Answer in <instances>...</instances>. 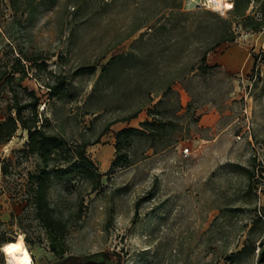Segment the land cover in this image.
I'll return each mask as SVG.
<instances>
[{
  "label": "rangeland",
  "instance_id": "rangeland-1",
  "mask_svg": "<svg viewBox=\"0 0 264 264\" xmlns=\"http://www.w3.org/2000/svg\"><path fill=\"white\" fill-rule=\"evenodd\" d=\"M235 1L0 0V121L15 116L17 99L29 101L25 87L35 91L48 133L72 149L100 138L87 155L103 176L95 193L78 177L53 182L50 202L70 220L66 254L55 256L32 204L42 164L19 129L0 146V249L23 237L33 264L96 255L111 264H258V248L238 252L264 208V29H243ZM261 13L253 0L245 15ZM225 20L239 37L208 55L217 67L203 74L201 56ZM18 58L27 77L13 73ZM59 75L66 93L49 97ZM151 121L164 133L136 136L130 162L110 170L115 134ZM255 231L257 247L264 232Z\"/></svg>",
  "mask_w": 264,
  "mask_h": 264
},
{
  "label": "trees",
  "instance_id": "trees-1",
  "mask_svg": "<svg viewBox=\"0 0 264 264\" xmlns=\"http://www.w3.org/2000/svg\"><path fill=\"white\" fill-rule=\"evenodd\" d=\"M262 1V13L259 18L246 16V11L253 3V0H236L233 4L232 14L236 19H240V26L255 33H259L264 29V0ZM232 21H223V27L218 33V38L203 52L199 69L201 73L208 74L210 69L217 66L208 65V55L220 47L224 43H233L238 39V33L232 28ZM258 58L255 59L253 71L257 65ZM34 64L37 61H42L38 68L46 70L47 64L41 56H37L33 60ZM14 75L20 74L27 77V67L22 63V58L16 59L13 64ZM55 84L47 85L48 96L60 98L66 93L67 78L63 75L56 77ZM28 94L29 101L20 103L17 99L14 105L15 116L11 113L2 121H0V146L11 141L19 129L27 134L26 151L30 155L36 156L42 164L38 172L31 176L32 180V204L36 214V219L45 230L49 239L51 252L61 258L66 254L65 241L70 230V220L64 219L56 214L55 208L49 199V190L54 181H71L74 178L85 179L90 182L91 192H97L102 185V175L98 172L94 162L87 155V148L91 145L100 143V138L94 144L82 143L72 149L68 147L66 141L59 136L47 132V128L51 125L49 118L43 117L39 112L40 97L33 90L24 88ZM41 107V106H40ZM45 110H42L44 112ZM138 112L125 118L124 121H131L138 118ZM159 122L151 121L141 124V128L128 127L118 131L115 134L114 149L116 152L115 160L110 166V170L116 167H124L130 162L128 149H130L134 138L144 133H150L153 137L164 133L163 126ZM108 125L102 133L104 136L110 129ZM249 173V172H248ZM249 178H254L255 173L250 172ZM84 202H80L78 217L83 214ZM258 216L254 217L252 226L248 231L246 245L238 252V255L250 252L254 254L258 248V264H264V239L259 241L253 240L256 227L260 226L264 232V208L255 210ZM10 240L5 242H13ZM118 258L121 254L118 252Z\"/></svg>",
  "mask_w": 264,
  "mask_h": 264
},
{
  "label": "clouds",
  "instance_id": "clouds-1",
  "mask_svg": "<svg viewBox=\"0 0 264 264\" xmlns=\"http://www.w3.org/2000/svg\"><path fill=\"white\" fill-rule=\"evenodd\" d=\"M231 7V5H229ZM22 248V238L19 242L15 244H10L7 246H4L0 251L5 252L7 255H12L17 253L18 251H21ZM26 257V259H25ZM17 264H31V257L30 254L27 253V250H23V255L20 257H17ZM7 264H12V261H7Z\"/></svg>",
  "mask_w": 264,
  "mask_h": 264
},
{
  "label": "bare ground",
  "instance_id": "bare-ground-1",
  "mask_svg": "<svg viewBox=\"0 0 264 264\" xmlns=\"http://www.w3.org/2000/svg\"><path fill=\"white\" fill-rule=\"evenodd\" d=\"M229 6V5H228ZM22 238V248H21V251H18L17 253L15 254H12V255H7L5 252V256H6V262L7 261H12V264H17V257H20L23 255V250L26 249L27 250V253L30 254V257H31V264H33V258H32V254L31 252L29 251L26 243H25V240L23 239V237H20L19 239L13 241V242H8L6 243L4 246H7V245H10V244H15L17 242H19ZM26 259V257H25Z\"/></svg>",
  "mask_w": 264,
  "mask_h": 264
},
{
  "label": "flooded vegetation",
  "instance_id": "flooded-vegetation-1",
  "mask_svg": "<svg viewBox=\"0 0 264 264\" xmlns=\"http://www.w3.org/2000/svg\"><path fill=\"white\" fill-rule=\"evenodd\" d=\"M69 264H111L104 255L91 256L86 259L74 260Z\"/></svg>",
  "mask_w": 264,
  "mask_h": 264
},
{
  "label": "built area",
  "instance_id": "built-area-1",
  "mask_svg": "<svg viewBox=\"0 0 264 264\" xmlns=\"http://www.w3.org/2000/svg\"><path fill=\"white\" fill-rule=\"evenodd\" d=\"M232 5H233V4H232ZM230 9H233V8H230ZM230 9H229V10H230ZM184 153L188 155V154H189V149H185V150H184Z\"/></svg>",
  "mask_w": 264,
  "mask_h": 264
}]
</instances>
